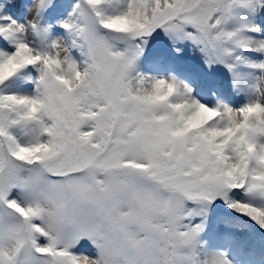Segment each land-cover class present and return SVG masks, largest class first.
Instances as JSON below:
<instances>
[{
    "label": "snow or ice",
    "instance_id": "obj_1",
    "mask_svg": "<svg viewBox=\"0 0 264 264\" xmlns=\"http://www.w3.org/2000/svg\"><path fill=\"white\" fill-rule=\"evenodd\" d=\"M58 3L23 22L0 4V86L39 73L0 89V264H234L203 236L217 205L264 230V0H73L50 19ZM158 30L245 102L136 72Z\"/></svg>",
    "mask_w": 264,
    "mask_h": 264
},
{
    "label": "rangeland",
    "instance_id": "obj_2",
    "mask_svg": "<svg viewBox=\"0 0 264 264\" xmlns=\"http://www.w3.org/2000/svg\"><path fill=\"white\" fill-rule=\"evenodd\" d=\"M72 2L73 0H59L56 9L49 12L47 15L50 19H55V17L58 15L66 14L67 11H70ZM30 3L31 0H0V4L5 5L3 11L7 14H10L14 18L20 20L21 22H23L26 15L30 16V13H28L27 8L24 7L25 5H29ZM56 31L57 33H62L63 29H60L57 25ZM155 33L156 36L148 37V42L146 45H144V52L136 62V72L156 77L171 78L174 77L172 74L173 70L178 71L181 69V72L184 74L186 79H191L192 77H195L191 79V82L197 86V90L201 89L202 92L204 90L203 94L198 93L196 94V96H194L195 91H193L191 93L192 96L195 99H198L203 103H208L211 106H214L216 103V101L213 100L214 98H211L209 96V93L212 90L220 88L218 92H215V97H219V99H222L226 102L230 100L228 102L229 104H231V102L238 97L237 90L233 87L232 76L230 72H227L228 69L224 65H209L205 63V57L203 53H201V51L199 50V47L189 40L178 41L174 45L172 41L166 35H164L162 30H158ZM0 41H2V38H0ZM3 43L7 42L5 41ZM177 49H179V51H177ZM172 54L176 55V61H172ZM76 55L78 57L79 54L76 53ZM179 60L186 62L188 67L191 68V70H187L185 67H180L178 64ZM189 63L194 67H192ZM192 74L194 76H192ZM201 74L206 75L207 81H219L221 87L215 86L209 92L210 87L208 86V88L205 89L203 83H201V80L199 79V76ZM28 75H31V80L27 78ZM38 75L39 73L35 67L23 69L21 70V73L11 78L8 82H6L5 85L0 86V89L8 92H20L24 94H31L34 91L35 78ZM220 92L224 93L223 97L218 94ZM217 206L214 208V211L211 214L212 219L210 218V224L207 223L203 238L209 232L214 231L218 234L209 233L206 237L212 235L215 237L214 245L218 244L219 242H224L227 247L234 245V241L238 242L239 239H241L243 241L241 243V246L238 248V251H236L234 254H232L233 249L227 252L229 258L233 261H236V263L234 264H242L243 262L240 257H237V254L240 249L253 248L255 254L254 256H252V258H256H254V260L250 264H261L257 262V259H259V257L261 256L264 257V230L259 229L257 225H255L247 218L237 217L231 212V210L228 209H226L228 215L220 216L219 213H217L216 211ZM218 207L221 208L222 206L219 205ZM215 217H217V220L218 218H220L221 220H223L224 218L230 219L231 223L233 224V227L226 228L221 222L219 223V229L217 226L218 223L213 221ZM226 231L232 232L236 238L231 239L222 236L221 234ZM223 246L224 245H219V248L223 251H226ZM209 249H211V246L209 247Z\"/></svg>",
    "mask_w": 264,
    "mask_h": 264
},
{
    "label": "bare ground",
    "instance_id": "obj_3",
    "mask_svg": "<svg viewBox=\"0 0 264 264\" xmlns=\"http://www.w3.org/2000/svg\"><path fill=\"white\" fill-rule=\"evenodd\" d=\"M261 20L264 21V12L261 13ZM242 71H244L246 73H251L252 70L249 69V68H244V69H242ZM178 80L181 81V82H183V84L187 85L189 88H191L192 89V92L195 91L194 92V96H196V94L200 93V91L197 90V88H196L197 86L195 84H192L190 81H185L182 78H180ZM193 89H195V90H193ZM237 94H238V97L236 99H234L233 102L230 104L233 107L239 106L240 104L244 103L245 102V99H246V95L243 92H240V91L237 90ZM217 100H222V99H217ZM217 100H216V102H217ZM223 102L228 103L226 101H223ZM206 104H208V103H206ZM209 106H211V105H209ZM213 240L211 239V237H210V239L207 240L206 246L208 248L211 246V249L221 250L219 248V245H224L223 247L226 250V252H229L230 250H232V248H234L233 246L236 244V241H234L235 242L234 245H231L229 247H227L226 244H224V242H219L218 244H215L214 245Z\"/></svg>",
    "mask_w": 264,
    "mask_h": 264
}]
</instances>
